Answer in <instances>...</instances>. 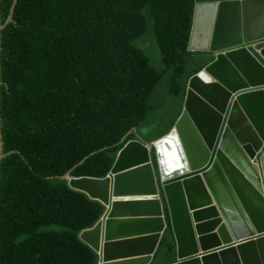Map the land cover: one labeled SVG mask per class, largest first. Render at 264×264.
<instances>
[{"label":"trees","instance_id":"1","mask_svg":"<svg viewBox=\"0 0 264 264\" xmlns=\"http://www.w3.org/2000/svg\"><path fill=\"white\" fill-rule=\"evenodd\" d=\"M195 1L1 0L2 24L14 14L1 32L0 264H97L80 234L105 206L68 177L105 178L128 142L173 129L213 61L188 50ZM176 259L170 230L151 264Z\"/></svg>","mask_w":264,"mask_h":264},{"label":"water","instance_id":"2","mask_svg":"<svg viewBox=\"0 0 264 264\" xmlns=\"http://www.w3.org/2000/svg\"><path fill=\"white\" fill-rule=\"evenodd\" d=\"M13 14L2 24L0 0V61ZM188 50L213 61L170 133L128 142L105 178L68 177L105 206L80 234L97 264H151L170 230L172 264H264V0H196Z\"/></svg>","mask_w":264,"mask_h":264},{"label":"bare ground","instance_id":"3","mask_svg":"<svg viewBox=\"0 0 264 264\" xmlns=\"http://www.w3.org/2000/svg\"><path fill=\"white\" fill-rule=\"evenodd\" d=\"M167 142H168V146L169 147H171V148H174V149H176L177 148V141H176V139L175 138H169L168 140H167ZM262 153V152H261Z\"/></svg>","mask_w":264,"mask_h":264},{"label":"built area","instance_id":"4","mask_svg":"<svg viewBox=\"0 0 264 264\" xmlns=\"http://www.w3.org/2000/svg\"><path fill=\"white\" fill-rule=\"evenodd\" d=\"M263 152V151H262Z\"/></svg>","mask_w":264,"mask_h":264}]
</instances>
